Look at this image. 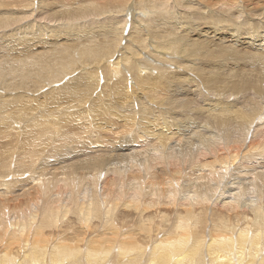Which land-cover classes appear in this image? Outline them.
I'll return each mask as SVG.
<instances>
[{
  "label": "bare ground",
  "instance_id": "bare-ground-1",
  "mask_svg": "<svg viewBox=\"0 0 264 264\" xmlns=\"http://www.w3.org/2000/svg\"><path fill=\"white\" fill-rule=\"evenodd\" d=\"M182 1L181 4L189 6L190 3ZM193 1L191 4L198 11L208 5L204 0ZM107 2H110L106 3L109 9L98 2L69 9L70 2L62 1L63 8H50L52 14L43 16V12L37 11V0H0L3 9L0 29L30 33L21 39L13 37L8 48L0 51V76L8 75L11 79L5 82L6 88L0 89V110H5L0 111V153L5 154L1 168L11 178L5 181L4 187L0 185V264H109L113 248L118 249L115 254L124 256L123 264H256L258 256L259 264H264V58L253 57L245 51L259 67L251 69L249 64L244 68L233 67L231 70L237 73L238 80L222 88L218 86L225 83L223 78L216 73L211 75L212 68L207 70V66L198 63L196 66L200 67L196 68L202 73L199 83L204 85L194 88L182 85L187 91L181 95L183 92L172 88L170 76L188 81L195 78L180 55L188 47H181L172 39L173 29L168 22L163 25L165 16L172 13L169 9L173 8L169 7L174 0ZM117 7L120 11L115 10ZM199 18L202 22L208 17ZM235 25L221 29L232 30ZM246 25L247 31L243 33L251 41L242 40V44H257L258 51L264 55L263 28L253 22ZM86 27L89 28L86 30ZM220 33L224 39V32ZM179 36L185 41L183 35ZM193 42L196 49L192 48L205 52V57L219 52L210 49L209 40ZM224 43V48L233 49V44ZM245 53L241 54L246 56ZM192 55L194 58L195 54ZM208 63L211 62L207 60ZM192 64L191 71H196L195 62ZM213 89L235 97L212 98ZM241 92H244L243 99L237 96ZM248 93L250 100H246ZM189 105L203 112V117L198 119L202 123L196 124L185 117L187 114L176 113L181 110L178 106ZM142 114L145 117H137ZM178 117L186 119L185 123ZM179 120L182 124L175 125ZM77 129L79 137L84 136L85 145L61 152L62 145L56 141L54 144L53 139L78 135ZM119 138L130 143L120 147L125 150L127 163L123 164L124 168H109L107 155L113 149L105 150L102 144L116 147L114 141ZM51 146L57 154L67 156L74 151L77 156L68 159L58 156L54 165H49L44 155ZM82 148L85 150L81 151ZM19 154L30 159L27 165L33 175L27 178V185L22 177L15 178L24 173V167L16 169L18 165H13L22 164ZM249 157L255 161H248ZM90 162L101 171L95 172V176L75 174L76 168L83 171ZM181 167L184 168L182 175ZM186 167L193 172L185 174ZM251 167L254 173L250 174ZM56 169L59 173L54 175ZM49 170L53 175H49ZM103 175L100 188L98 182ZM94 178L99 180L96 184ZM83 179L85 183L81 182ZM73 184L75 190L72 189L66 201L62 188ZM17 189L20 194L27 193V202L22 203L26 207L18 206L16 209H21V215L10 218L9 202L16 200L13 194L16 195ZM34 202L36 208L29 209ZM163 203L171 205L176 214L171 224L168 222V229L159 227L165 237L156 238L148 251L152 241L148 237L159 228L151 224V216L145 221L143 218L147 209L151 211ZM216 206V219L210 220L208 207ZM71 213L77 216L84 232L90 230L94 219H99L105 228L103 235L99 239L92 237L88 242L78 235L75 243L53 245L55 236L51 238L47 228L62 218L63 221L68 218L66 224ZM134 213L141 220L138 229L145 233L143 240L137 237L135 228L125 230L124 224H118L124 221L123 217L129 218ZM163 216L166 219V214ZM207 218L211 222L208 233L205 231ZM83 242H87L85 248ZM96 243L99 246H94ZM81 250L88 261L80 259Z\"/></svg>",
  "mask_w": 264,
  "mask_h": 264
},
{
  "label": "rangeland",
  "instance_id": "rangeland-1",
  "mask_svg": "<svg viewBox=\"0 0 264 264\" xmlns=\"http://www.w3.org/2000/svg\"><path fill=\"white\" fill-rule=\"evenodd\" d=\"M19 1V0H18ZM62 1L63 2H70V4L68 5V8L70 7V6H75V5H78V4H88L89 2H98V3H101V4H103L104 6H106L107 4L106 3H110V2H107V1H109V0H61V2H60V0H37V11H39V12H43V16H45V15H47V14H52V10L51 9H61V7L63 8V5H62ZM106 1V2H105ZM112 1H115V0H112ZM196 1H198V0H196ZM208 1V2H207ZM217 0H204V2L205 3H208V5H207V10H205V9H203V11H198V10H196V9H194L196 6H193L191 3H193L194 1L192 0V2L191 1H186V0H183L182 1V3H186V4H189V6H184L183 4H181V0H178L177 2L174 0V4L171 2V7H169V8H173V10L172 9H169L170 10V13H171V11H172V13L170 14V15H172V16H170V15H168V17H166L165 16V18L167 19L166 20V23H164L163 25L164 26H166V24H167V22H168V24H170L171 25V27H172V32H173V34H174V37H172V39H175L174 41H176L177 40V42L179 43L178 45L179 46H181V47H183V45L184 46H187L188 48H186L187 50H183L184 51V53H183V51H181L182 52V54L180 53V55L183 57V59H185V62H186V65L188 66L189 65V67H188V69H190L189 71L190 72H192V78H195L194 80H190V81H188V80H183V79H177V77H173V76H170L171 77V79H172V88L174 89V90H176V91H178V93L179 92H183V93H180L181 95L183 94H185V92L187 91V90H185L184 91V86L185 87H187V86H189L190 87V85H192L193 86V88H194V86L195 87H198V86H202V85H204V84H202V83H199L200 81H199V77H200V74H202L201 73V71L200 70H198V68L202 65V66H207V70H212L213 69V71L211 72L212 74L211 75H213L214 76V74L216 73V76H217V74L220 76L219 78H223V80H224V82L225 83H222V84H220V86H218V88H222V86H224L225 87V85L227 86V84H232L233 82H235V81H237L238 80V78H239V76L237 75V73L236 72H234V71H232L231 69L233 68V67H236V68H240V67H243L244 65L246 66L247 64H249V65H251V69L252 68H254V67H259V65H257V63L255 62V61H253V57H260V58H264V55L263 54H261L259 51H258V49H257V47H258V45L257 44H255V45H253V46H249V45H243L242 43H243V41L244 40H246V39H248V36H247V34H245V33H243V31H247L246 30V24L248 23H255L256 25H260L263 29L262 30H264V0H218L217 2H216ZM240 1V2H239ZM55 2V3H54ZM80 2V3H79ZM176 2V3H175ZM180 2V3H179ZM201 2H203V0L201 1ZM214 4V6H213V4ZM48 3V4H47ZM77 3V4H76ZM212 4V6H211V4ZM219 3V4H218ZM225 3V4H224ZM239 3V4H238ZM60 4V5H59ZM230 4V5H229ZM234 4H236V6L239 8L240 7V10H238V8H236V6L234 5ZM137 5H138V3H137ZM175 5V6H174ZM183 5V6H182ZM192 5V6H191ZM210 5V6H209ZM138 6H140V5H138ZM191 6V7H190ZM217 6V7H216ZM233 6V8H231ZM242 6V7H241ZM149 7H151V5H149ZM212 7H213V9L214 10H212ZM215 7V8H214ZM230 7V8H229ZM51 8V9H50ZM107 8L109 9V7H108V5H107ZM210 8V9H209ZM256 8V9H255ZM44 9H45V11H44ZM47 9H50V10H47ZM70 9V8H69ZM73 9V8H72ZM178 11H177V10ZM189 9V10H188ZM242 9V10H241ZM244 9V10H243ZM251 9V10H250ZM263 9V10H262ZM2 10L3 9H1L0 8V13L2 12ZM42 10V11H41ZM47 10V11H46ZM115 10L116 11H120L119 10V8L117 7V8H115ZM186 10L188 11V12H186ZM195 10V11H194ZM217 12H216V11ZM255 10H258V11H255ZM73 11V10H72ZM184 11V12H183ZM192 11H194V14L192 13ZM197 11L200 13H205L204 15L206 16L207 15V19H203L202 20V17H204V15H202L201 13L199 14V13H197ZM244 11V12H243ZM190 12V13H189ZM212 12V13H211ZM60 13H63L62 11H60ZM177 13H179V14H177ZM196 13V14H195ZM45 14V15H44ZM177 14V15H176ZM195 15V16H193V15ZM199 14V15H198ZM262 14V15H261ZM175 15V17H173ZM186 17H185V16ZM201 15V18H199L198 16H200ZM208 15H210V16H208ZM244 17H243V16ZM177 16V17H176ZM246 16V17H245ZM249 16V17H248ZM185 17V18H184ZM196 17V18H195ZM253 17V18H252ZM198 18L199 19H201L202 20V22L200 21V20H198ZM227 20H226V19ZM244 18V19H243ZM252 18V19H251ZM256 18V19H255ZM258 18V19H257ZM263 18V19H262ZM225 21H224V20ZM243 19V20H242ZM260 19H261V21H260ZM169 20H170V22H169ZM194 20V21H193ZM198 20V21H197ZM206 20V21H205ZM209 20V21H208ZM221 20H223V21H221ZM229 20V21H228ZM242 20V21H241ZM250 20H252L251 22H250ZM180 21V22H179ZM201 23H200V22ZM259 21V22H258ZM197 22V23H196ZM236 22V23H235ZM262 22V23H261ZM172 23V24H171ZM198 23H200V24H198ZM204 23H207V24H204ZM225 23H226V25H225ZM260 23V24H259ZM167 24V25H168ZM174 24V25H173ZM177 24V25H176ZM182 26H181V25ZM183 24H185V25H183ZM197 24V25H196ZM204 24V25H203ZM233 24H236L235 25V28H234V26H233V29L231 30L230 28H232V25ZM176 25V26H175ZM179 25V26H178ZM199 25V26H198ZM183 26H185L184 27V29H183ZM186 26H188V27H186ZM222 26H225V27H227V26H231L230 28L228 27V28H224L223 30L221 29L222 28ZM171 27H170V29H171ZM178 27V28H177ZM179 27H181V28H179ZM192 27H194V28H192ZM89 27H86V30L88 29ZM255 28H257V27H255ZM187 29H188V31H187ZM191 29V30H190ZM177 31H180V32H178V33H176ZM185 32V35L186 34H188V35H186V36H184V32ZM221 31H223L224 32V39H221V36H222V33H220ZM182 32H183V34H182ZM187 32V33H186ZM189 32V33H188ZM191 32V33H190ZM233 34H234V36H233ZM236 34V35H235ZM27 35H30V33L29 32H25V31H22V32H13V31H9V30H7V31H3V29H0V51H2V50H5V49H7L8 47H7V44L13 39V37L15 38V39H21L22 37H24V36H27ZM179 35H181V37H183L184 36V38H185V41H184V39L183 38H180V36ZM183 35V36H182ZM202 35V36H201ZM256 35H259V34H256ZM179 36V37H178ZM194 37V39H193V37ZM201 38H200V37ZM233 36V37H232ZM235 36H236V38H235ZM241 38H240V37ZM259 36H261V35H259ZM178 37V39H176ZM187 37H189V38H191L190 40H189V38H187ZM195 37H197V39L195 38ZM238 37V38H237ZM261 37H264V36H261ZM188 40H187V39ZM199 38V39H198ZM204 38V39H203ZM237 39V40H235V39ZM200 39H202L203 41L206 39V40H209V41H211V45H210V49H213V50H218L219 52H221V54L218 52V53H216V54H214L213 55V57L214 56H216L217 58H213L212 56H209V57H205V55H206V53L205 52H200V51H198V50H194V49H196L194 46L196 45V43L195 42H193V41H200ZM233 39H234V41H233ZM239 40V42H237ZM243 40V41H242ZM249 40V42L251 41V39L249 38L248 39ZM181 41V42H180ZM183 41V42H182ZM188 41H189V43L190 44H188ZM222 41V42H221ZM242 41V42H241ZM184 42L186 43V45L184 44ZM225 42V43H224ZM165 43V42H164ZM182 43V44H181ZM191 43L192 44H194V45H192L191 46ZM223 43L224 44H226V46H228V43H229V45H232V47H233V49L231 48V46H229L230 47V49H229V47H227V49L226 48H224V45H223ZM189 45L191 46V47H189ZM192 47H194V49L192 48ZM197 47V46H196ZM234 47L236 48V49H234ZM192 48V49H191ZM232 49V50H231ZM188 50H193V51H197L196 53H193L192 51H189L188 52ZM222 50V51H221ZM224 50V51H223ZM238 50H239V52H238ZM263 50H264V48H263ZM235 51V55L233 54V52ZM244 51V52H243ZM245 51H247V52H250V54L253 56H251V55H247L246 53H245ZM185 52L188 54H185ZM192 52V53H191ZM199 52L201 53L200 55H199ZM223 52V53H222ZM237 52V53H236ZM202 53H204V54H202ZM240 54V56H239V54ZM241 53H245L246 54V56H243ZM185 54V55H184ZM192 54H195V59L193 58V56L194 55H192ZM198 56H197V55ZM219 54H220V56H219ZM237 54V55H236ZM206 58H204L203 56ZM191 56H192V58H191ZM200 56V57H199ZM239 56V58L237 59L236 57H238ZM243 56V57H242ZM251 56V58H249L248 59V57H250ZM188 57V58H187ZM199 57V58H198ZM211 57H212V59H214L215 61H216V63H217V66H216V64H215V61L214 60H212L211 59ZM200 58H203L202 60L200 59ZM207 58H210V59H207ZM243 58L245 59V60H247L246 61V64L242 61L243 60ZM186 59H187V61H186ZM193 61H192V60ZM204 59H205V61H204ZM252 59V60H251ZM208 60V62H211V63H208V65L209 64H211V65H206V61ZM209 60H212V61H209ZM235 60H237V64H236V62H235ZM244 60V61H245ZM248 60H250V61H248ZM204 61V62H203ZM233 61V62H232ZM189 62V63H188ZM190 62H192L193 64H194V62H195V66L192 64V63H190ZM214 62V63H213ZM219 62V63H218ZM239 62V63H238ZM251 62H254L253 64H251ZM198 63H201L200 64V66H196V65H199ZM202 63H204V64H202ZM226 63H228V65L226 64ZM235 63V64H234ZM241 63V64H240ZM244 63V64H243ZM191 64L193 65V67L196 69V71H191L192 70V66H191ZM219 64V65H218ZM240 64V65H239ZM231 65V66H230ZM214 66V67H213ZM215 66H216V69H215ZM244 66V67H245ZM196 67H198V68H196ZM208 67L210 68V69H208ZM243 67V68H244ZM212 68V69H211ZM215 69V70H214ZM233 69H235V68H233ZM197 70H198V72H197ZM220 72V73H217V72ZM197 75V76H196ZM194 76V77H193ZM9 79V81H8V79ZM218 78V77H217ZM7 79V80H6ZM174 79H176V80H174ZM10 77L7 75H2V76H0V89H3V88H6V85L7 84H5V82L7 81V83H9L10 82ZM179 81V83L181 84H179V83H177L178 81ZM4 82V84H3V82ZM175 81V82H174ZM191 82V83H190ZM184 83V84H183ZM197 83H198V85H197ZM175 85H178V86H180V87H177V86H175ZM182 85H184L183 87H182ZM175 88H177V89H175ZM180 88V89H179ZM183 88V89H182ZM159 89H160V87H159ZM216 89V88H215ZM215 89H213V91H212V93H211V95H210V97H212V98H218L217 96H219L220 98H232V97H235V96H231V95H229V93H225V92H222L223 94H221V92L219 91V90H215ZM182 90V91H181ZM165 91V90H164ZM217 91V92H216ZM219 92V93H218ZM219 95H218V94ZM220 94L221 95H223V97H221L220 96ZM213 95V96H212ZM217 95V96H216ZM229 95V96H228ZM243 95H244V92H241V93H239V94H237V96H238V98L239 99H243ZM198 96H199V94H198ZM249 97H251L250 95H249V93L247 94V98H246V100H250V98ZM199 98H200V96H199ZM201 99V98H200ZM193 104V103H192ZM191 104V105H192ZM179 108H178V110L179 109H181L179 112L178 111H176V113H180L181 115H183V113H184V115H186L185 117H189V119L191 120V121H195V123L197 124V123H199L200 121H201V123H202V120H198V119H201V116L203 117V112L201 111V110H196L197 109V107H196V109H192V107L189 105V106H187V108L186 107H182L181 108V106H178ZM250 107V106H249ZM189 108V109H188ZM192 110H194V113H193V111ZM0 111H5L4 110V108H2ZM201 111V112H200ZM198 114H197V113ZM201 113H202V115H201ZM189 114V115H188ZM139 116V118H141V117H145V116H143V114L142 115H137V117ZM148 117V116H147ZM150 117V116H149ZM148 117V118H149ZM193 117H194V119H193ZM197 119H196V118ZM153 118V117H152ZM179 119H184V118H181V117H178ZM260 118H261V116L260 117H258L257 118V120H260ZM0 119H1V122H2V116L0 115ZM172 120V117L171 118H169V120ZM182 120H179V121H177V122H175V123H177V124H175V125H178V124H182ZM119 121H120V119H119ZM184 122H183V124L185 123V121H186V119H184L183 120ZM197 121V122H196ZM173 127H176V126H173ZM174 129H177V128H174ZM82 130V129H81ZM121 130V129H120ZM73 132H75V130H72ZM77 133H78V129H77ZM79 134L80 133H78V135H76V133H75V136H74V134H71V135H64L66 138H58V139H53V143L54 144H56V142H57V145H59V146H61V147H59V150L61 151V152H63L65 149L67 150L66 151V153L70 150V149H73V150H76L77 149V147L78 148H80V147H82V146H84L85 145V142H84V140H85V138H84V136H80L79 137ZM114 136V135H113ZM76 137V138H75ZM83 137V138H82ZM116 137V136H115ZM82 138V139H81ZM94 138H92V140H93ZM121 139L122 138H119L118 140H120V141H118L117 139H115V141H114V144H115V146L117 147H112V146H107V145H105L104 146V144H102L103 146V148L105 149V150H108V149H113L112 150V152L109 154V155H107V157H108V162H110V164H111V166H110V164L109 165H107V167H109V168H112V167H115V166H117V167H120V168H124L123 167V164H125V163H127V161L125 160L124 161V151L125 150H121V148L120 147H122L123 145V143H124V148L125 147H127V145H129L130 143H129V141H127L128 143H126V141H124L123 139H122V141H121ZM143 141H145V142H147L148 144H151L150 143V141H148L147 139H142ZM56 141V142H55ZM86 141H88V140H86ZM74 142V143H73ZM82 142V143H81ZM89 142V141H88ZM59 143V144H58ZM84 143V144H83ZM90 143V142H89ZM132 144V143H131ZM122 145V146H121ZM135 145H137V144H135ZM92 147L94 146V145H91ZM118 146H119V148H118ZM95 147V146H94ZM116 148V149H115ZM84 151L85 149H81V151ZM72 153H73V155H72ZM249 154H251V153H249ZM249 154H248V156H249ZM257 155V154H256ZM4 156H5V154H2V153H0V185H3V184H5V181L7 180V181H9L11 178H10V174L8 175V173H6V171H5V169L4 168H1L2 167V165L4 164ZM61 157V158H64V159H68L69 157H76L77 156V153H75L74 151H71V152H69V154L67 155V156H65V155H62L61 153H58L57 154V150L53 147V146H51L46 152H45V155H44V157L47 159V164H49V165H51L52 163H54V162H56V158L57 157ZM17 157H18V160L20 161V159H22L21 161L22 162H20V163H22V164H20L19 165V162L18 163H14L13 165H18V166H16L15 168L17 169V168H19V167H27V168H23V171L22 172H24L23 173V176H21V175H15V178L16 177H18V178H20V177H22V179L21 180H26V185L28 184V180H27V178H29L31 175H33V172H32V170L28 167V162H29V158H26V157H24V158H22L21 157V154H19V155H17ZM17 157H16V159H17ZM3 159V160H2ZM15 159V160H16ZM27 159V160H26ZM17 160V161H18ZM248 161H255L254 160V157H249L248 158ZM24 162V163H23ZM112 162V163H111ZM1 163H3V164H1ZM84 164H86V163H84ZM116 164V165H115ZM52 165H54V164H52ZM56 165H59V164H56ZM90 167H89V166ZM88 165H85L84 167H83V171L80 169V168H76L77 170H81L79 173H77L78 171L75 169V174L77 175H86V176H88V175H93L95 172H100L101 171V168H99V166L97 167L96 166V164L94 163V162H90V163H88ZM95 166V167H94ZM79 167H82V166H79ZM88 167V168H87ZM254 167H255V165H254ZM254 167L252 168H250L251 170H250V174L251 173H254ZM94 168V169H93ZM98 168V169H97ZM119 168V169H120ZM174 168H176V167H174ZM173 168V169H174ZM88 169L91 171H88ZM190 169V170H189ZM26 170V171H25ZM70 169H68L67 170V172H70L69 171ZM99 170V171H98ZM1 171H2V173H1ZM28 171H29V173H28ZM38 171V170H37ZM50 171V170H49ZM52 171V170H51ZM50 171V173H49V175H53V172H51ZM57 171V172H56ZM56 171H55V173H54V175L55 174H57V173H59V170H57L56 169ZM88 171V172H87ZM185 174H188L189 172H193V170H192V168H189V167H186V169H185ZM90 173V174H85V173ZM93 172V173H92ZM106 172V171H105ZM184 172V168L183 167H181V175H182V173ZM26 173V174H25ZM83 173V174H82ZM49 175L47 176V177H49ZM180 175V176H181ZM8 176V177H7ZM20 176V177H19ZM59 177H62L61 175H58ZM93 176H95V174L93 175ZM7 178V179H6ZM104 175L103 176H101V178H100V181L97 179V178H94V184H96L98 181V183H99V185H100V188H102L101 186V184L102 183H104V182H102L103 180H104ZM5 179V180H4ZM17 179V178H16ZM88 179H90V178H88ZM87 179V180H88ZM245 177H243V176H241V180L242 181H245ZM85 179H83L81 182H83V183H85ZM79 183L80 184V186L83 184V183ZM185 183V182H184ZM71 186V187H70ZM69 187L68 186H63V188H62V190L63 191H65V192H63V194L65 195V200L66 201H69V196L71 195V192H72V189H73V187L75 186V184H73V185H70ZM3 187H4V185H3ZM6 189V188H5ZM19 189V188H18ZM16 190L15 191V194L16 195H14L13 194V198L14 199H16V200H11V202H9V203H11V208H12V211L10 212V214H8L9 215V217L10 218H13V216H17V217H19L20 215H21V209L20 210H18V209H16V208H18V206H21V204L23 203V204H25L27 201L25 200V199H27V193L26 194H23V193H18L19 192V190ZM71 191H70V190ZM73 190H75V189H73ZM70 191V192H69ZM17 192V193H16ZM69 192V193H68ZM226 193H227V191H226ZM230 193V192H229ZM228 193V194H229ZM23 194V195H22ZM227 194V195H228ZM20 195V196H19ZM24 196V197H22V196ZM20 197V198H19ZM15 202V203H14ZM25 202V203H24ZM22 204V205H23ZM37 204V203H36ZM36 204H35V202L34 203H32L31 204V206L29 207V209H33V208H36ZM65 204V203H64ZM166 203H163V205H159V207H155V208H151V209H153V210H151L150 211V209H147V211H148V213H147V211H146V216L143 218V220L145 221V218H148V217H152L151 219V224L154 226V228H159L160 226V228L161 229H163V230H166V229H168L169 228V226H170V224H171V222H172V217L174 216L173 214H176V212H174V211H176L175 209H173V207L171 206H169V205H166ZM24 207H26V205H23ZM48 206H51V205H48ZM160 206H161V208H160ZM163 206L165 207V208H163ZM168 206H169V208H168ZM217 207L218 206H216V207H213V208H211V207H208V211H207V216H208V218L211 220H214V219H216V215L218 214V210H217ZM61 208H63V206H61ZM14 209V210H13ZM166 209V210H165ZM214 210V211H213ZM220 210V209H219ZM246 210V209H245ZM165 211V212H164ZM169 211H171V212H169ZM212 211V212H211ZM168 214H167V213ZM209 212V213H208ZM217 212V213H216ZM18 213V214H17ZM20 214V215H19ZM72 214V215H71ZM71 214H69L68 215V217H70L69 218V221L71 222V223H69V221L68 222H66V224H65V221L66 220H68V218L66 219V220H64L63 221V219L64 218H62L57 224H58V226H57V224H54V226H52V227H50V228H47V234L49 235V236H51V238H53L52 237V235L53 236H55L53 239H55V240H53V245L55 244V243H57V242H63V243H68V242H74L75 243V241H77V237H78V235H80V237L82 238L83 237V239L85 240L86 239V241L88 242V240L90 239V238H92V237H94V238H97V239H99V237H101L103 234H102V232L105 230V228H104V226H103V223L99 220V219H94V224H93V226H91L90 228H88V229H90V230H87V232H84L83 231V229H82V227H81V224H80V222L78 221V219H77V216L75 215V214H73V213H71ZM148 214V215H147ZM161 214V215H160ZM164 214H166V219L165 218H163L164 216L163 215ZM210 214V215H209ZM228 213L226 212V215H227ZM172 215V216H171ZM157 216H158V218H157ZM211 216L213 217V218H211ZM252 216V215H251ZM121 217V216H120ZM138 217L139 216H137V214H133V215H131L129 218H127V217H123L122 219L124 220L123 222H120V221H118V224H124V229L125 230H127V229H131V228H135V232L137 233V237H139V239L140 240H143L145 237V233L143 234V232L140 230V229H138L139 227H140V224H141V220H140V218L138 219ZM160 217V218H159ZM170 217V218H169ZM136 218V219H135ZM207 218V222H206V228H205V231H206V233H208L209 232V229H211L210 227H211V222H209L210 220ZM73 219V220H72ZM160 219V220H159ZM233 220H234V218H232ZM96 220V221H95ZM63 221V222H62ZM156 221V222H155ZM164 222V223H161V222ZM242 221H244L243 219H242ZM61 222V223H60ZM139 222V223H138ZM155 222V223H154ZM170 224H169V223ZM161 224V225H160ZM155 225H157V226H155ZM208 225H209V227H208ZM108 226V229L107 230H109L110 228H109V226L110 225H107ZM81 227V228H80ZM98 227V228H97ZM160 228H159V231L157 232V230H154V232L155 233H153L152 234V236L149 238L148 237V241H150V240H152V241H150V246H149V248H148V251H150L151 250V243L152 242H154V240L156 239V238H163V236H164V234H163V232L164 231H161L160 230ZM74 229H76V230H74ZM81 231H80V230ZM208 229V230H207ZM92 230V231H91ZM94 230V231H93ZM112 230V229H111ZM79 231V232H78ZM89 231V232H88ZM100 231V232H99ZM83 232V233H82ZM142 232V233H141ZM77 233V234H76ZM88 235H87V234ZM92 233V234H91ZM100 233V234H99ZM142 234V235H141ZM68 235V236H67ZM162 236V237H161ZM165 237V236H164ZM68 240H66V239ZM142 238V239H141ZM87 242H83V248H85L86 247V244H84V243H87ZM94 246H99V243H96ZM50 249H52V247L50 248ZM87 249V248H86ZM150 249V250H149ZM82 252H81V254H78V252H77V254L80 256V259H82V260H84V261H88L87 260V256H86V254H84L85 252H84V250H81ZM118 252V249L116 250L115 248H113L112 249V254H111V256H110V258H109V264H123L124 263V259H123V255H117V254H115V253H117ZM259 262H260V256H258L257 257V261H256V264H259Z\"/></svg>",
  "mask_w": 264,
  "mask_h": 264
}]
</instances>
